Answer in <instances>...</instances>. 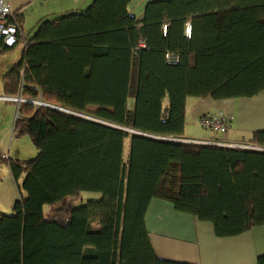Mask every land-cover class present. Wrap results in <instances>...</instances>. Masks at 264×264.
Returning <instances> with one entry per match:
<instances>
[{
	"label": "trees",
	"instance_id": "1",
	"mask_svg": "<svg viewBox=\"0 0 264 264\" xmlns=\"http://www.w3.org/2000/svg\"><path fill=\"white\" fill-rule=\"evenodd\" d=\"M130 1L92 0L29 36L13 10L17 42L0 38V57L21 50L1 95L24 99L12 132L37 152H0L18 190L0 212V264H190L155 254L144 221L153 198L219 236L264 225V129L243 143L261 149L172 139L183 138L188 97L264 89V0H148L139 18ZM82 191L101 196L78 205Z\"/></svg>",
	"mask_w": 264,
	"mask_h": 264
},
{
	"label": "crops",
	"instance_id": "2",
	"mask_svg": "<svg viewBox=\"0 0 264 264\" xmlns=\"http://www.w3.org/2000/svg\"><path fill=\"white\" fill-rule=\"evenodd\" d=\"M7 2L12 10L22 8V6L16 7V3L11 5L9 0ZM89 2L90 0H69L67 8L81 10L88 6ZM137 6L139 9L141 3ZM140 8L138 13L130 9L129 11L139 18L143 12V7ZM68 10L64 8L60 11L52 10L50 16L46 15V18L58 16ZM218 110H222L228 118L229 129L225 134L219 135L214 132L196 134L190 128L197 123L201 115L212 114ZM262 129H264V89L247 97L213 99L190 96L186 99L183 132L185 139H218L243 144L249 142L253 131ZM0 152L9 155L8 151L6 153L0 150ZM144 221L152 248L155 254L163 259L190 264H257V257L264 254V225L251 227L235 235L219 236L216 235L211 222L177 211L170 202L158 198H153L149 202Z\"/></svg>",
	"mask_w": 264,
	"mask_h": 264
},
{
	"label": "rangeland",
	"instance_id": "3",
	"mask_svg": "<svg viewBox=\"0 0 264 264\" xmlns=\"http://www.w3.org/2000/svg\"><path fill=\"white\" fill-rule=\"evenodd\" d=\"M81 1V0H80ZM148 0H132L129 3L130 11L138 13L140 7H143L144 3ZM91 2V0H90ZM89 2V3H90ZM9 3L13 5L16 3V7L22 6L21 10L24 13L22 30L25 36L31 35L41 20L46 19L52 10L60 11L61 8H67L69 6V0H9ZM141 3L139 9L138 4ZM66 7V8H65ZM80 7V6H78ZM86 7V6H85ZM72 9V8H71ZM73 9L74 6H73ZM47 15V16H46ZM21 45L16 46L12 51L5 53L0 57V95L3 94L1 77L3 73L19 59ZM19 97V96H17ZM133 96L127 99V107L131 110L133 106ZM33 103L40 104L41 101L33 100ZM44 104V103H43ZM16 111V103L13 101H5L0 99V150L3 152H9L12 157H17L21 160L32 158L36 154V149L30 140L29 136L21 135L15 136L12 132V124ZM192 130L196 134L204 132H212L198 123L193 124ZM222 135V134H219ZM128 138L124 139L123 156L127 157L128 152ZM20 177L19 182H21ZM99 192L82 191L80 195V202L78 205L84 204L87 200L100 198ZM18 197V190L16 183L12 178L8 167L6 165H0V212H10L13 202Z\"/></svg>",
	"mask_w": 264,
	"mask_h": 264
},
{
	"label": "built area",
	"instance_id": "4",
	"mask_svg": "<svg viewBox=\"0 0 264 264\" xmlns=\"http://www.w3.org/2000/svg\"><path fill=\"white\" fill-rule=\"evenodd\" d=\"M14 17V12L10 8L7 0H0V38L2 39L4 45L6 47H11L17 42V35L19 33V29L15 23L12 22V18ZM162 31L165 32V25L162 26ZM185 34L189 36L190 34V25L188 23L185 24ZM165 58L168 63L175 64L178 61L176 55L166 54ZM2 99H12L14 101L24 100L21 97H10V96H1ZM40 104H43L41 102ZM197 123L208 129L215 134H225L229 129L228 118L224 114L222 110H218L212 114H203L199 117ZM175 140H179L178 138H172ZM180 141L184 142H197V143H212L217 145H227V146H240L245 148H253V149H261L258 146L249 145V144H236L231 142H226L218 139H209V140H196V139H185L180 138Z\"/></svg>",
	"mask_w": 264,
	"mask_h": 264
},
{
	"label": "water",
	"instance_id": "5",
	"mask_svg": "<svg viewBox=\"0 0 264 264\" xmlns=\"http://www.w3.org/2000/svg\"><path fill=\"white\" fill-rule=\"evenodd\" d=\"M33 102V101H32ZM50 106H52V107H55V108H57V109H61V110H64V111H67V110H65V109H63V108H60V107H57V106H53V105H50ZM17 115V114H16ZM179 140H180V138H178Z\"/></svg>",
	"mask_w": 264,
	"mask_h": 264
}]
</instances>
